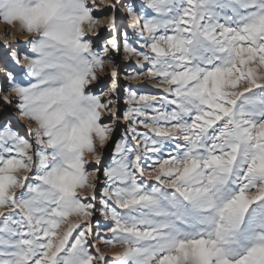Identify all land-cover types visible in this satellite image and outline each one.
<instances>
[{"label":"snow or ice","instance_id":"snow-or-ice-1","mask_svg":"<svg viewBox=\"0 0 264 264\" xmlns=\"http://www.w3.org/2000/svg\"><path fill=\"white\" fill-rule=\"evenodd\" d=\"M0 23V264H264V0Z\"/></svg>","mask_w":264,"mask_h":264},{"label":"rangeland","instance_id":"rangeland-1","mask_svg":"<svg viewBox=\"0 0 264 264\" xmlns=\"http://www.w3.org/2000/svg\"><path fill=\"white\" fill-rule=\"evenodd\" d=\"M4 32V25L2 23H0V35H2ZM21 39H23V37H21ZM134 59V58H133ZM132 83H137L135 81H133ZM13 124L20 126L22 125L24 122L15 115V113H13V120H12ZM105 251H109L108 249H105Z\"/></svg>","mask_w":264,"mask_h":264}]
</instances>
